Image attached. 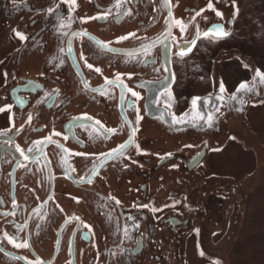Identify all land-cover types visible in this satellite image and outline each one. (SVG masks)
Listing matches in <instances>:
<instances>
[{"label": "flooded vegetation", "instance_id": "af4514ba", "mask_svg": "<svg viewBox=\"0 0 264 264\" xmlns=\"http://www.w3.org/2000/svg\"><path fill=\"white\" fill-rule=\"evenodd\" d=\"M257 72L264 0H0V264L226 263L202 168Z\"/></svg>", "mask_w": 264, "mask_h": 264}, {"label": "rangeland", "instance_id": "374dc122", "mask_svg": "<svg viewBox=\"0 0 264 264\" xmlns=\"http://www.w3.org/2000/svg\"><path fill=\"white\" fill-rule=\"evenodd\" d=\"M249 103L257 108L252 111L250 117L249 113L247 116L243 115L245 123L240 118L232 116L234 124L218 134L216 149L209 155L205 167L202 168L207 174L202 178L217 177L214 186L220 189L218 187L225 184L226 186L222 185V188L227 187L226 190L219 191L228 198L229 215L223 218L222 223L214 218L216 224L211 225L212 235H215L218 242L231 231L229 224L234 225L232 247L229 252L231 255L226 263L222 264H264V100ZM252 140L254 142H251ZM210 168L214 169L212 175H209ZM194 178L196 176L191 175L186 180L187 183L184 182V188L188 189L189 186L195 185ZM203 188H200L201 192L198 193L196 186L195 194L185 189V202L190 208L198 206L202 200L207 201L201 195ZM194 189L195 187L191 188ZM187 242L188 258L191 257L195 262L201 263L204 253L202 254L196 243V235H190Z\"/></svg>", "mask_w": 264, "mask_h": 264}, {"label": "snow or ice", "instance_id": "6c2138e0", "mask_svg": "<svg viewBox=\"0 0 264 264\" xmlns=\"http://www.w3.org/2000/svg\"><path fill=\"white\" fill-rule=\"evenodd\" d=\"M217 15H221V14H220V13H217ZM211 31H212L216 36H219V37H222V36H226V35H228V33L224 32L222 29H215V28H214V29H212ZM129 35H134V34H129ZM121 39H123V38H121ZM189 50H190V49H189ZM179 54H180L181 56H183V55L186 54V52H185V50L181 49ZM89 67H91V65H89ZM256 75H257L258 77H261L262 79H264V76H261V73H260V72H257ZM240 88H241V89H245V88H246V85L241 84V85H240ZM223 90H224V89H223V84H221V91H223ZM133 95H135V93H133ZM193 103L195 104L196 101L194 100ZM209 119H211V117H209ZM18 150H19V149H18Z\"/></svg>", "mask_w": 264, "mask_h": 264}]
</instances>
